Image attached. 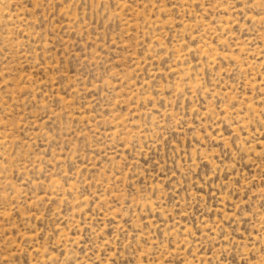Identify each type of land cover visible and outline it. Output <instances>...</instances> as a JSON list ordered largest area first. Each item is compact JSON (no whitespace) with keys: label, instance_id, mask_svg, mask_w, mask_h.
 <instances>
[{"label":"rangeland","instance_id":"374dc122","mask_svg":"<svg viewBox=\"0 0 264 264\" xmlns=\"http://www.w3.org/2000/svg\"><path fill=\"white\" fill-rule=\"evenodd\" d=\"M0 264H264V0H0Z\"/></svg>","mask_w":264,"mask_h":264}]
</instances>
